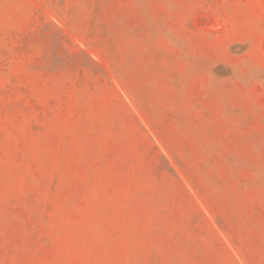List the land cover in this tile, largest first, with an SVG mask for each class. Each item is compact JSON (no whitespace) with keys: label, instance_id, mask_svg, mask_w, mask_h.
Returning a JSON list of instances; mask_svg holds the SVG:
<instances>
[{"label":"rangeland","instance_id":"obj_1","mask_svg":"<svg viewBox=\"0 0 264 264\" xmlns=\"http://www.w3.org/2000/svg\"><path fill=\"white\" fill-rule=\"evenodd\" d=\"M0 264H264V0H0Z\"/></svg>","mask_w":264,"mask_h":264}]
</instances>
